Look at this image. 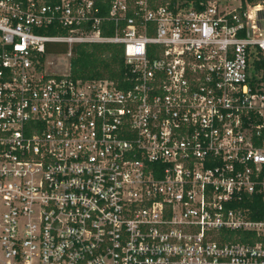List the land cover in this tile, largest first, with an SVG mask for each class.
<instances>
[{
  "label": "built area",
  "instance_id": "obj_1",
  "mask_svg": "<svg viewBox=\"0 0 264 264\" xmlns=\"http://www.w3.org/2000/svg\"><path fill=\"white\" fill-rule=\"evenodd\" d=\"M258 51L264 0H0V264H264Z\"/></svg>",
  "mask_w": 264,
  "mask_h": 264
},
{
  "label": "trees",
  "instance_id": "obj_2",
  "mask_svg": "<svg viewBox=\"0 0 264 264\" xmlns=\"http://www.w3.org/2000/svg\"><path fill=\"white\" fill-rule=\"evenodd\" d=\"M53 31L52 28H48ZM47 46L46 51L64 52L67 47L63 44ZM251 71L256 72L258 79L264 80V57L261 52H252ZM68 70L74 77L98 78L107 77L122 85V76L126 70L123 62L122 47L117 43L79 42L71 45L68 56Z\"/></svg>",
  "mask_w": 264,
  "mask_h": 264
},
{
  "label": "rangeland",
  "instance_id": "obj_3",
  "mask_svg": "<svg viewBox=\"0 0 264 264\" xmlns=\"http://www.w3.org/2000/svg\"><path fill=\"white\" fill-rule=\"evenodd\" d=\"M57 45L58 44H55V46L53 44H50V46H54L55 48L57 47ZM51 52L53 53L54 51H51ZM52 53L48 55L50 59L48 68H50V70L56 69V68L65 69L68 66V57L63 55L62 52H55L53 54Z\"/></svg>",
  "mask_w": 264,
  "mask_h": 264
}]
</instances>
